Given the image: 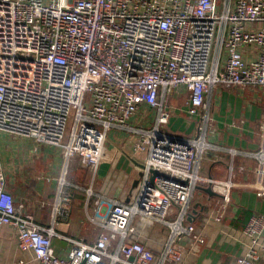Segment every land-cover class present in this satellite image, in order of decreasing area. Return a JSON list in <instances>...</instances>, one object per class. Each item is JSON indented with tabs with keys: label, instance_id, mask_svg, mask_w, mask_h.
Masks as SVG:
<instances>
[{
	"label": "built area",
	"instance_id": "2783aa9c",
	"mask_svg": "<svg viewBox=\"0 0 264 264\" xmlns=\"http://www.w3.org/2000/svg\"><path fill=\"white\" fill-rule=\"evenodd\" d=\"M216 84L264 87V0H0V130L57 147L66 160L77 157L87 167L88 194L110 128L135 133V148L147 152L135 199L95 205L91 218L117 236L114 245L22 215L1 170L0 225L15 231L18 247L38 264H180L187 238L204 241L200 229L182 222L198 181L221 197L203 225L220 220L234 185L198 172L211 145L207 96ZM180 89L187 115L197 116L189 137L159 128L170 117L165 96ZM260 135L247 171L264 195V119ZM175 208L177 216L167 218ZM154 221L169 228L158 253L143 238ZM241 234L244 251L230 264H254L264 251V213H250ZM53 238L69 243L65 255Z\"/></svg>",
	"mask_w": 264,
	"mask_h": 264
},
{
	"label": "crops",
	"instance_id": "0c3cea01",
	"mask_svg": "<svg viewBox=\"0 0 264 264\" xmlns=\"http://www.w3.org/2000/svg\"><path fill=\"white\" fill-rule=\"evenodd\" d=\"M176 94H180L182 109L186 113L184 89ZM167 95H170L171 101H176L178 97L172 93ZM207 99L210 101L209 110L213 109L209 128L213 133L209 138L211 145L200 159L198 172L201 177L230 178L234 185L230 188V201L220 220L203 225L206 211L218 208L221 197L216 192H206L207 183L198 181L189 200L188 214L182 222H191L200 229L204 241L190 243L187 238L183 242L186 253L180 264H230L235 255L244 251L241 228L248 218L245 219L240 211L264 213V195L256 193L257 188L253 185L255 176L247 171L255 164L251 153L260 144L264 87L241 89L223 86L216 93L212 89ZM167 104L170 112L168 123L172 120L174 126H165L163 131L189 137L191 132L194 133L197 118L195 122L184 124L176 104ZM141 113H138V119H141ZM208 115L211 117L209 111ZM149 120L151 114L144 119L143 126L149 127ZM183 128L186 130L183 131ZM172 129L176 132L173 133ZM136 140L135 133L122 127L115 126L107 131L103 155L91 182V194L86 192L90 183L87 167L77 157L66 160L57 147L1 130L0 170L5 175L6 189L12 194L15 206L22 215H28L41 225L53 222L55 230L64 235L90 243L105 236L114 245L117 236L91 217L101 198H117L125 202L135 199L142 178L140 167L147 155L145 149L135 148ZM229 149L234 151L232 155ZM174 210L167 218L177 216V208ZM168 230L167 224L154 221L143 231L144 241L154 253L162 249ZM228 237L238 240L239 246L231 243L223 246L222 250V244H219ZM53 245L60 255H65L69 247V243L61 238H53ZM230 246L237 252L230 251ZM0 264H38L29 250L18 247L15 231L8 225H0ZM254 264H264V251L260 252Z\"/></svg>",
	"mask_w": 264,
	"mask_h": 264
},
{
	"label": "rangeland",
	"instance_id": "374dc122",
	"mask_svg": "<svg viewBox=\"0 0 264 264\" xmlns=\"http://www.w3.org/2000/svg\"><path fill=\"white\" fill-rule=\"evenodd\" d=\"M219 89H223V86H221V85H219V84L214 85V87H213V93H216V91H218ZM171 93L174 94L175 96H178V97L176 98V101H174V100L171 101L170 95H167V97H166V101H167L168 103H169V102H173V103L176 104V106H177V108H178V113H179L178 115H179V117H180V120L183 121L184 124H190L191 122H195L197 116H188V115L183 111V109H182V107H183V101L181 100V97L179 96L180 94H176V93H178V91H172ZM212 105H213V104H212ZM209 114L211 115V117H210V116L208 117V124H211V123H212V114H213V109H212V107H211L210 110H209ZM72 124H73V117H72V115H70V116L68 117V120H67V123H66V127H65V138H64V140H67V139H68L67 136H68V134H69V131L71 130V126H72ZM165 126H167V127H172V126H174V123H173L172 120H170V122H169L168 124H161V127H160L161 131H163V129H165ZM165 130H166V129H165ZM182 130L185 131L186 128H183ZM172 132L175 133V132H176V129H172ZM191 133H193V132H191ZM191 133H190V134H191ZM190 134H189V136H190ZM191 135H192V134H191ZM207 135H208V138H210V135H211V134H210L209 131H207ZM196 192H197V191L194 192V197L196 196ZM231 243L234 244V246L237 245V244H238V246H239V241H238V240H236L235 238H229V237L226 238V239H225L222 243H220L219 245L222 244V250H223V246H225V245H231ZM220 247H221V246H220ZM229 250H230V251H233L234 253L237 252V249L233 248L232 246L229 247Z\"/></svg>",
	"mask_w": 264,
	"mask_h": 264
},
{
	"label": "trees",
	"instance_id": "16d2710c",
	"mask_svg": "<svg viewBox=\"0 0 264 264\" xmlns=\"http://www.w3.org/2000/svg\"><path fill=\"white\" fill-rule=\"evenodd\" d=\"M240 213H243L242 215L244 216V218L246 219V217L248 218L249 217V215H250V213H248V212H245V211H240Z\"/></svg>",
	"mask_w": 264,
	"mask_h": 264
},
{
	"label": "water",
	"instance_id": "95a60500",
	"mask_svg": "<svg viewBox=\"0 0 264 264\" xmlns=\"http://www.w3.org/2000/svg\"><path fill=\"white\" fill-rule=\"evenodd\" d=\"M205 191L208 192L209 194H213V193H214V191H212V190L210 189V187L205 188Z\"/></svg>",
	"mask_w": 264,
	"mask_h": 264
}]
</instances>
